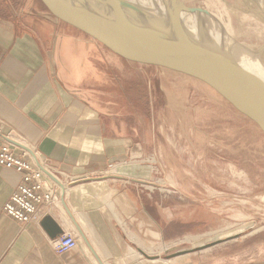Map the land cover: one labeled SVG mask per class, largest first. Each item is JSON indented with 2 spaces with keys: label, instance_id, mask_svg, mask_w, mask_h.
Instances as JSON below:
<instances>
[{
  "label": "rangeland",
  "instance_id": "rangeland-1",
  "mask_svg": "<svg viewBox=\"0 0 264 264\" xmlns=\"http://www.w3.org/2000/svg\"><path fill=\"white\" fill-rule=\"evenodd\" d=\"M181 1L208 10L233 41L257 52L264 75V6L258 0ZM30 6L55 18L39 0H0V9L12 19ZM85 37L92 43L93 57L102 59L95 62L100 73L87 82L93 97L119 101V115L135 124L144 149L137 159L116 163L88 179L95 183L85 196L94 205L118 183L119 189L131 185L152 196L148 211L154 227L143 220L134 228L121 225L131 240L132 261L264 264L261 130L204 82L126 61ZM184 249L194 251L166 257Z\"/></svg>",
  "mask_w": 264,
  "mask_h": 264
},
{
  "label": "crops",
  "instance_id": "crops-1",
  "mask_svg": "<svg viewBox=\"0 0 264 264\" xmlns=\"http://www.w3.org/2000/svg\"><path fill=\"white\" fill-rule=\"evenodd\" d=\"M29 8L16 19L0 9V129L37 150L68 182L38 222L22 225L2 210L20 175L0 167V264H140L121 225L143 220L154 227L152 196L118 183L94 205L85 198L95 183L88 179L144 154L140 135L119 115V101L93 97L87 82L100 73L95 62L102 59L93 57L91 41ZM45 216L62 232H75L78 246L55 252L40 225Z\"/></svg>",
  "mask_w": 264,
  "mask_h": 264
},
{
  "label": "water",
  "instance_id": "water-1",
  "mask_svg": "<svg viewBox=\"0 0 264 264\" xmlns=\"http://www.w3.org/2000/svg\"><path fill=\"white\" fill-rule=\"evenodd\" d=\"M39 1L57 20L79 30L126 61L165 68L204 82L264 134V85L245 71L238 61L243 50L258 61L259 54L233 41L208 10L188 7L181 0H156L161 23L152 25L147 20L134 21L129 17L126 10L137 16L141 10L127 0ZM181 13L196 17L207 15L217 24L220 41L214 36L211 39L192 38L182 23ZM40 225L51 239L63 233L50 216L42 218ZM139 251L143 253L141 249ZM192 251L194 249L179 250L166 257Z\"/></svg>",
  "mask_w": 264,
  "mask_h": 264
},
{
  "label": "built area",
  "instance_id": "built-area-1",
  "mask_svg": "<svg viewBox=\"0 0 264 264\" xmlns=\"http://www.w3.org/2000/svg\"><path fill=\"white\" fill-rule=\"evenodd\" d=\"M0 167L20 175V181L3 203L4 213L22 225L38 222L44 207L52 204L68 178L51 166L37 150L25 146L11 131L0 129ZM75 232H63L52 240L55 252L62 254L78 246Z\"/></svg>",
  "mask_w": 264,
  "mask_h": 264
},
{
  "label": "bare ground",
  "instance_id": "bare-ground-1",
  "mask_svg": "<svg viewBox=\"0 0 264 264\" xmlns=\"http://www.w3.org/2000/svg\"><path fill=\"white\" fill-rule=\"evenodd\" d=\"M127 1L139 7L141 10V13L139 14V16H137L134 12H131V11L128 12L126 10V13L134 21H137V20L138 21L141 20L144 22L148 21L149 23H152V25L153 24L158 25L161 23L160 7L156 5V0H127ZM258 1L264 6V0H258ZM255 7H257V9L261 8L260 5L255 6ZM254 9L256 8H253V10ZM180 16H181L182 23L187 26L188 33L190 34L192 38L202 39V38L208 37L211 39L212 36H214L215 40L220 41L219 32L217 30V24L213 22V20L210 19L207 15L203 14L199 17H196L194 15L181 13ZM223 27L225 31L228 32V30L226 29L224 25ZM227 34H229V32ZM251 56L252 55H249L248 53H246L245 50H243L238 60L239 64L245 71L251 73L259 82H261L264 85V75H263L262 63L258 61L256 58H253Z\"/></svg>",
  "mask_w": 264,
  "mask_h": 264
}]
</instances>
